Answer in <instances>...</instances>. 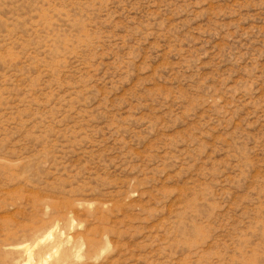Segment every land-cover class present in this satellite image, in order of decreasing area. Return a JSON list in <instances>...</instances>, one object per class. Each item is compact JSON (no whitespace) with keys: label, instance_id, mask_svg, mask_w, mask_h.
<instances>
[{"label":"rangeland","instance_id":"obj_1","mask_svg":"<svg viewBox=\"0 0 264 264\" xmlns=\"http://www.w3.org/2000/svg\"><path fill=\"white\" fill-rule=\"evenodd\" d=\"M0 264H264V0H0Z\"/></svg>","mask_w":264,"mask_h":264}]
</instances>
